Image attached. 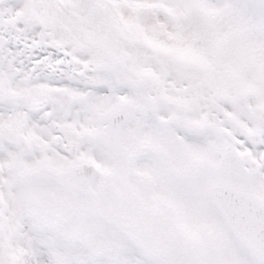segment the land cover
I'll return each instance as SVG.
<instances>
[{"label": "snow or ice", "instance_id": "obj_1", "mask_svg": "<svg viewBox=\"0 0 264 264\" xmlns=\"http://www.w3.org/2000/svg\"><path fill=\"white\" fill-rule=\"evenodd\" d=\"M0 264H264V0H0Z\"/></svg>", "mask_w": 264, "mask_h": 264}]
</instances>
